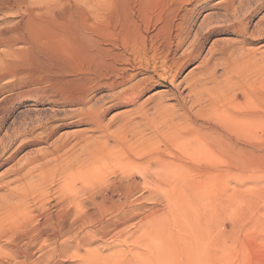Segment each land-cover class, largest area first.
<instances>
[{"label":"bare ground","instance_id":"6f19581e","mask_svg":"<svg viewBox=\"0 0 264 264\" xmlns=\"http://www.w3.org/2000/svg\"><path fill=\"white\" fill-rule=\"evenodd\" d=\"M209 2L163 0L153 17L146 0H94L88 10L87 0H0V169L61 127L91 125L100 134L81 133L73 143L65 136L8 170L11 179L0 175V264H60L99 241L87 264L219 263L216 237L206 232L197 207L205 198L213 204L223 160L242 168L264 154V97H254L264 91L257 51L244 65L224 64V87L214 70L194 76L188 96L200 109L193 113L180 102L182 121L162 101L151 107L153 116L145 101L136 105L164 82L181 99L179 75L201 52L176 53L194 12ZM232 2L218 6L228 12ZM100 11L103 26L96 24ZM118 88L110 104L91 105L98 92ZM30 100L62 112L79 109L65 116L74 120H48L24 114ZM123 105L135 111L111 132L105 115Z\"/></svg>","mask_w":264,"mask_h":264},{"label":"rangeland","instance_id":"374dc122","mask_svg":"<svg viewBox=\"0 0 264 264\" xmlns=\"http://www.w3.org/2000/svg\"><path fill=\"white\" fill-rule=\"evenodd\" d=\"M93 1L94 0H87V10H88V5ZM162 1L163 0H146L148 6V14L150 16L153 17L156 16V13L158 12V6L160 5V3H162ZM210 1L211 2L207 3V6L201 5L194 12L190 24L191 31L182 48L178 50V52L176 53L177 56L182 57L183 52H185L188 55L189 53H191L192 51L191 49L194 50V47L198 48L196 49L197 52H201L198 53L200 56L197 55L195 60L193 59L192 61H190L179 75L177 83L180 85L179 92L181 93L180 94L181 99L179 100L176 99V97L173 96L172 94V85L168 82H164L146 91L140 97L136 105H139V103L143 104V102L145 101L144 103L146 104L147 108L150 109L156 103L162 101V103H164L165 105L173 107L174 112L176 113V114L173 113L174 117L176 118L175 120L182 121L184 120V116H183V111L180 109L179 106L181 105L179 104L180 102L181 103L187 102L185 104L186 105L188 104L187 107L189 109H192L191 111L193 113L199 112L200 109V107L198 106L195 105L191 106L192 102L190 101V99L192 96H188L189 95L188 83L197 74L198 76H200L203 75L205 72L208 74L210 69H211L210 72L214 70L213 72L217 76L216 78L217 79L216 81H218L217 83L221 82V84L219 83L220 87H224L223 85L225 84V79L227 76L226 73L224 72L225 71L224 67L228 66V64L230 63L231 66H234L235 63L244 65V63L242 64V60L245 59V56L248 57L247 56L248 54L253 55L254 52L256 51L257 52L255 53V56L256 55L258 56L259 54L260 55L258 57L257 56L254 57L255 58L254 60L256 62L259 59L258 63L261 64L263 63V69H264V60L262 61V58H264L263 56L264 55V37H263L264 36V31H263L264 30V5H263L264 0H233L232 7L228 12H226V10L223 9V7L220 8L218 6V3L224 0H210ZM186 5L187 4H185V6ZM191 6L193 5L190 4L187 5L188 8H190ZM234 9L236 10L235 12ZM4 11L10 16L14 15L13 10L6 8L4 9ZM250 13L252 14V16H250L251 15ZM173 15L174 13L168 14L169 17H172ZM2 16L3 14H0V17ZM190 16H192L191 13ZM105 22H106V13L104 11H100L96 17V24L103 26ZM235 23L237 24L235 25ZM242 23H244L245 25ZM226 24L228 25L229 28L227 27ZM238 24L242 28H240V26L238 28ZM239 30L242 31L241 32L242 34L239 33L240 32ZM258 35H260V37ZM19 47L22 46L20 45ZM240 48L244 50L243 51L244 53H241V55H239L240 54L239 52H242ZM230 50L233 52H231ZM235 50L238 52L236 53ZM233 56L236 58H232ZM227 59L229 60L231 59L230 62ZM261 64L259 65L256 64V65L258 67ZM212 66H215L213 67L214 69L212 68ZM200 71L201 73L199 74ZM142 78L143 75L142 77L141 75L138 76L136 78V82ZM222 82H224V84ZM124 88L125 87H122L120 88V90ZM120 90L118 88L112 93L110 91L107 92L106 90L100 91V93L98 92L97 94H95V97L92 100L93 103L91 102L92 103L91 105L94 106L99 103L110 104L112 97L111 95L116 93L117 91L119 92ZM255 91L256 90L252 89L250 93L253 92V94L251 93V95H255L254 93ZM103 95L106 96V98ZM230 96L233 97V94H230ZM262 96L264 97V91H263V95H261V93H258L254 97L256 100L260 101ZM102 97L104 100L102 99ZM228 97L229 95L226 98ZM184 100L186 101L182 102ZM33 103L34 101L31 100L30 102H28L27 104L28 106H26V108L23 110L25 112L24 114L25 115L29 114L30 116L33 117H46L45 119L48 118V120L58 119L61 121L64 118H67L65 117L66 115H70L71 113H74L79 109V106L69 107V108H64V112H62L63 111L62 108L51 107L46 103L37 106L34 105ZM134 108L133 106L123 105L108 111L105 115L104 122L105 124L111 125L110 131L111 132L118 131V125L125 118L123 116H125L127 113L134 112L135 111ZM151 109L149 110L150 113L149 112L148 113L149 115L153 116L154 110L153 108ZM136 116L137 115H135V117ZM22 117L24 116L22 115ZM71 118L70 119L67 118L66 120L67 121L74 120V118L72 119ZM17 125L12 126L11 128L13 129ZM12 129L9 130L10 132H8V135L11 133ZM40 131L41 129L38 130V132ZM4 133L5 132L1 134V137L4 135ZM81 133L86 136H92V137L100 135L98 134V131L96 132L92 130L91 125H71V126L61 127L52 136V138L48 140L47 143H41L35 146H30L24 149L23 151H21L16 156V158H14V160H12L9 164L4 165L0 169V175L4 172H7L6 177L11 179L13 176L12 177L10 176L9 171L15 168V166L23 164L24 161L26 162L30 157H32L36 153L35 151L41 149L45 150V148L47 149L50 147L51 143L57 140L59 141L61 138L62 139L65 138V136L70 138V140L73 143L77 141L78 139L77 136L78 134ZM112 141L113 140H109L108 142L109 146L111 144L112 146L114 145ZM76 150L77 153H80L81 146H77ZM263 153H264V147H263ZM219 165L221 166L220 168H222L225 174L221 172L220 175H218L217 179L215 180L216 190H215V198L213 202L214 206L213 204L209 203L210 201L208 198H205L199 207L197 206L194 207V211L196 207L200 210L201 220L200 219L199 220L201 221L206 232L207 230H210L213 233L214 237H216V241L218 244L217 253L219 257L218 264H222V263L224 264L225 257H230V262L228 264H264V154L262 157L258 159L251 160L250 162L245 163L242 168L238 167L237 164L231 163L230 161L227 160H223L222 163H220ZM143 195L146 196L147 193H144ZM148 205L153 206L155 205V203H149ZM102 244H103L102 241L95 242L92 243L90 246L86 245L82 250H80V252L78 251L77 253L75 252L69 253L68 256H66L68 258L64 257L63 259L62 258L60 259V262L62 261L60 264H82V263L87 264L88 252L93 251V249H96ZM111 252L112 251H106L104 252V254H108Z\"/></svg>","mask_w":264,"mask_h":264}]
</instances>
